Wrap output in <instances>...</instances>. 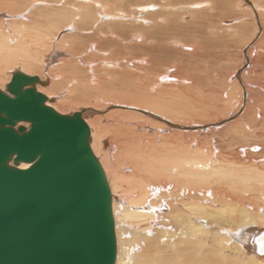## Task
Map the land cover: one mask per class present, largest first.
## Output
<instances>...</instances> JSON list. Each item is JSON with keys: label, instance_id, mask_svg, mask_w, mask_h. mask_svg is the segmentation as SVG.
<instances>
[{"label": "bare ground", "instance_id": "bare-ground-1", "mask_svg": "<svg viewBox=\"0 0 264 264\" xmlns=\"http://www.w3.org/2000/svg\"><path fill=\"white\" fill-rule=\"evenodd\" d=\"M121 1L0 0V89L20 71L50 84L36 85L48 106L83 114L115 264H264V0Z\"/></svg>", "mask_w": 264, "mask_h": 264}, {"label": "water", "instance_id": "water-1", "mask_svg": "<svg viewBox=\"0 0 264 264\" xmlns=\"http://www.w3.org/2000/svg\"><path fill=\"white\" fill-rule=\"evenodd\" d=\"M37 84L47 85L18 71L0 89V264H115L112 193L91 130L82 113L48 106Z\"/></svg>", "mask_w": 264, "mask_h": 264}, {"label": "rangeland", "instance_id": "rangeland-1", "mask_svg": "<svg viewBox=\"0 0 264 264\" xmlns=\"http://www.w3.org/2000/svg\"><path fill=\"white\" fill-rule=\"evenodd\" d=\"M202 1H208V2H210L211 0H210V1H209V0H202ZM258 1H259V0H258ZM121 2H123L124 4H127V5H128V4L130 3V0H122ZM156 2L160 3L161 1H160V0H156ZM211 3H214L215 6H217V7L219 6V5H218L219 2H212V1H211ZM210 11H212V10H210ZM210 11H209V14H210ZM231 11H232V12H231ZM231 11H230V14H232V16H231L230 14L227 13V16H228V17H226V19L224 20L225 22H227V23H225V24H227V25H228V22L230 21L229 18H233L234 15H235V13L233 14V11H234V10L231 9ZM241 11H242V10H238V12L236 13V15L238 14V15L241 17V16L243 15V12H241ZM31 12H32V10H31ZM212 13H214V12L212 11ZM28 14H29V11H26V13H25L26 16H25V18L28 17ZM209 16H212V15H209ZM209 16H208V17H209ZM213 16H216V17H217V16H219V13L216 12L215 15H213ZM19 18L21 19L22 17H19ZM227 20H228V21H227ZM129 21H130V19H129ZM221 21L223 22V20H221ZM24 22H25V21H24ZM217 26H219V28H220V27H222L223 25L220 26L219 24H217ZM220 29H221V28H220ZM220 31H222V29H221ZM70 33H71V34H70ZM66 34H67V36H66ZM69 34H70V37L72 36V34H75V33H74V30H69V31H66V32H65V31L62 32L61 35H60V37H58V39L61 38V39H60V41H61L62 38H63L64 36H65L66 38H68V37H69ZM223 35H224V34H223ZM65 37H64V38H65ZM64 38H63V39H64ZM259 38H260V37H257V40H258ZM140 43H141V42H140ZM238 43L241 45V44L243 43V41L235 43V44L237 45V47H238ZM137 44H138V43H137ZM96 48H97V44H96L94 50H95ZM172 48H174V47H172ZM59 49H61L62 51H63V49H64V51L66 52V50H65L66 48H59ZM59 49H58V51L60 52L61 50H59ZM175 49H176V48H175ZM94 50H91L90 54H93V53H95V54H93V55H88V54H87V55H86L87 58L92 57V56L94 57V56L96 55V52H95ZM110 50H111V51H110ZM113 51H114V50L109 49L108 52L111 54V53H113ZM97 52H98V51H97ZM237 52L240 53L241 51L239 52V50H238ZM237 52H235V55H232V56H233V57H232L233 59H231L232 61L235 60L236 55H237V54H236ZM247 52H248V49H245L244 52H243L244 57H245V54H247ZM109 53H108V54H109ZM97 54L100 55L99 53H97ZM49 56H50V55H49ZM83 56H84V55H83ZM83 56H82V58H85V57H83ZM96 56H97V55H96ZM108 56H110V55H108ZM230 58H231V57H230ZM140 65H143V66H144L145 64H142V63H141ZM61 66H63V65H62V64L59 65L58 63H55L54 65H52V66H51V70H50L51 73H56L57 71H59V70L61 71V69H64V67H61ZM52 67H54V68H52ZM55 67H57V68H55ZM81 67H82V70H85L84 68H86V67H84V66H82V65H81ZM83 67H84V68H83ZM94 67H95V66H94ZM170 67H171V66H170ZM167 68H169V67H167ZM167 68H164L162 71H160V72L157 74V77H162L163 75H166V76L170 75V74H168ZM72 69H74V68H72ZM95 69H96V68H95ZM95 69H93V72H94V73H90L89 75L94 74L96 80L94 81L95 84H94L93 87H94V88H98V86H99L98 82H99L100 78H102V76H104V75L100 73V74H101V76H100V74L98 73V71H96ZM117 69H118V68H117ZM16 70H20V69L17 68ZM16 70H14V71H16ZM52 70H53V71H52ZM55 70H56V71H55ZM215 72H217V70H215ZM95 73H97V75H95ZM103 73H104V72H103ZM104 74H105V73H104ZM262 75H264V72H260V73H259V76H260V77H262ZM171 76H172V75H170L169 77H171ZM12 77H13V74H12ZM12 77H11V78H12ZM75 79H76V78H75ZM62 80H63L65 83H64ZM82 82H84V81H82ZM82 82H77V79H76V82H75V81H74V82H73V81H70L69 84H70L71 87H74V88H75L76 85H77V83L81 85ZM158 82H159L161 85L163 84V82H160V79L158 80ZM262 82H263V81H262ZM60 83H61L62 87L65 85L63 88H65V89L67 88V89H68L69 84H67V80H66L65 78H62L61 81H60ZM5 84H6V83H5ZM73 84H74V85H73ZM161 85H159V86H161ZM49 86H50V84H48L46 87H45V86H40V87H41V88H47V87H49ZM254 89H255L257 92L260 91V89L257 88V87H254ZM68 93H69V92H68ZM68 93L66 94V96L69 95ZM53 98H54V97H53ZM55 103H56V102H55ZM53 104H54V103H53ZM93 104H94V103H93ZM127 107H129V108H134V105H128ZM78 110H80V109H78ZM132 110H133V109H132ZM76 112H77V109H76V108H66V109H64V112H62V114H63V115H72V114H74V113H76ZM106 113H108V111H106V112H105L104 114H102L101 116L104 117V115H105ZM99 116H100V115H99ZM106 116H107V114L105 115V117H106ZM229 117H230V116H229ZM228 120H229V119H226L225 121H223V124L229 122ZM233 121H234V120H233ZM223 124H222V125H223ZM196 125H197V124H196ZM196 125H195V126H196ZM225 126H226V125H223V126H221V127H218V129L223 128V127H225ZM145 127H146V126H145ZM145 127H144V128H145ZM142 130H143V129H142ZM148 130H149V128H147V131H148ZM154 130H156V129H154ZM151 132L153 133L154 131H151ZM204 132L206 133V131H204ZM147 133H150V132H147ZM143 135H144V134H143ZM253 147H254V150H253L254 152H257V150H259L258 152L261 151V149H259L258 145H256V147H255V146H253ZM154 215H156V214H154ZM157 219H158L157 217H156V218L154 217V221L156 220V222H157V223H156V224H157V229H158V228H160V229H164V230L167 229L168 225L166 224V222H167V223L169 222V218L166 219V222H164L165 220H163V219H161V218H159L160 220H157ZM163 222H164V223H163ZM127 225H128V224H127ZM131 226H132V225H130V227H131ZM176 232H178V231H176ZM178 235H179V234H178ZM178 239H179L178 236H176L175 239H173V240H174V242L176 243V241H177ZM175 240H176V241H175ZM172 242H173V241H172Z\"/></svg>", "mask_w": 264, "mask_h": 264}]
</instances>
